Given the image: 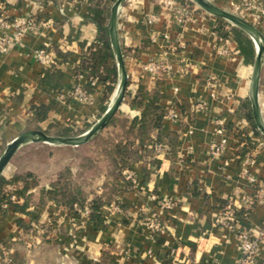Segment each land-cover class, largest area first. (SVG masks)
<instances>
[{"label": "crops", "instance_id": "crops-1", "mask_svg": "<svg viewBox=\"0 0 264 264\" xmlns=\"http://www.w3.org/2000/svg\"><path fill=\"white\" fill-rule=\"evenodd\" d=\"M177 1L125 0L118 13L127 93L132 98L143 87L152 96L159 94L156 104L164 111L160 131L153 132L145 154L131 161L111 192L107 145L122 140L121 124H107L99 132L97 148L89 146L99 133L80 146L23 144L0 176L5 181L0 197L5 194L8 199L0 200V264H236L237 230L256 234L264 230V200L247 211L239 203L253 190L241 173L246 159L251 160L249 169L258 185L264 186V135L245 116L246 109L252 115L254 44L253 60L247 61L234 32L241 29L197 8L190 20L178 23ZM210 1L264 34V0ZM92 4L93 0H0V14L7 19L32 15L48 21L7 51L0 50V156L26 130L81 134L108 107L105 82L93 77L92 85V76L79 71L98 37L97 23L90 16ZM151 14L158 20L150 23ZM44 44L56 55L53 68H42L33 57ZM161 57L170 61L172 70L156 78L144 65ZM76 83L86 86L93 104L68 96ZM128 99L122 104L126 118L139 119L142 111L131 108ZM259 105L264 119V58ZM170 109L178 119L165 117ZM218 120L223 121L222 132ZM223 138L226 147L214 156L211 145ZM156 143L162 147L157 149ZM64 169L71 173L74 190L85 194L83 204L102 198L95 214H76L73 206L48 195ZM26 174L37 182L19 193L24 184L16 179ZM166 200L173 202L172 208L161 206ZM229 201L245 212L236 228L215 221ZM51 215L54 220L45 237L25 235L32 224L44 223ZM154 215L164 222L159 233L148 223ZM255 264H264V237Z\"/></svg>", "mask_w": 264, "mask_h": 264}, {"label": "trees", "instance_id": "trees-1", "mask_svg": "<svg viewBox=\"0 0 264 264\" xmlns=\"http://www.w3.org/2000/svg\"><path fill=\"white\" fill-rule=\"evenodd\" d=\"M114 1L115 0H93V4L90 8V16L97 23L98 37L97 41L88 48L84 61L79 67V71L87 73L92 77H97L104 82L109 81V83L114 82L117 74L114 55L110 45L108 31L106 29L110 7ZM221 21L223 26L225 21ZM220 29H222V27ZM234 32L246 60L252 61L254 56L252 41L241 30L234 29ZM221 33L224 34L223 31H221ZM53 67L55 66H52L51 68ZM112 88L113 86L108 84V94L111 92ZM158 96H152L145 90V88L140 87L135 96L132 98L129 97L128 100L131 108L142 111L141 117L139 119L133 118L131 120L125 118V126L122 125V123H118L116 117H113L111 120L113 123L121 124L125 132L122 140L117 142L112 141L107 145L109 173L111 175L109 190L111 192L115 191V182L121 178L123 170L129 167L131 161L145 154L148 144L153 139V132L155 130L158 132L160 131L164 111L156 104ZM245 116L252 123L254 122L250 109L245 110ZM240 136L244 138L241 134ZM159 137L160 135L158 136V139H160ZM16 180H22L24 184L19 193H24L37 182L32 174L19 176ZM4 183V180H0V187ZM48 195L52 198L62 200L71 207L75 203L83 204L86 199L85 194L74 190L73 180L69 169H64L58 174V177L54 182V189L50 190ZM0 200L6 202L8 199L7 196L3 194L1 195ZM101 204L102 198L100 196L92 200L91 207L94 214L97 212ZM241 213L244 214L245 212H239L238 216Z\"/></svg>", "mask_w": 264, "mask_h": 264}, {"label": "built area", "instance_id": "built-area-1", "mask_svg": "<svg viewBox=\"0 0 264 264\" xmlns=\"http://www.w3.org/2000/svg\"><path fill=\"white\" fill-rule=\"evenodd\" d=\"M193 10L194 8L190 10L188 5H184L180 1H177L174 4V19L180 24L186 23L187 20H190L192 18ZM147 19L150 23H152L157 21L158 17L155 14H151L148 16ZM47 22L48 21L38 20L35 16L32 15L16 17L11 20L7 19L6 17L0 14V30L2 31V33H0V50L7 51L11 47V45L19 43L27 32L36 31L40 28V26L46 24ZM33 57L36 59V61L39 62V64L44 69L51 68L52 66H55L57 64L56 55L49 44H44L40 48L36 49L33 53ZM144 68L154 77L160 78L164 75V73L172 70V65L166 57H161L158 59L149 60L144 65ZM183 69H180V71H182ZM89 82L94 85L96 82V78L91 77ZM213 84L215 85L214 81ZM68 96L86 104L94 103L93 97L90 95L88 89L83 83L74 84L71 91H69ZM196 106L202 108L203 103L198 102ZM165 117L171 119H178L179 115L175 111L170 109L165 115ZM218 122L220 124L219 131L222 132L223 121L218 120ZM226 144V138H223L220 142H214L211 145V153L214 156H220L223 153ZM161 147V144L156 145L157 149H160ZM250 164L251 160L246 159L243 162L241 171L242 175L248 178L251 184L250 187H252L253 189L250 193H244L239 200V203L245 207V211L250 210L255 204L260 203L264 200V186H260V184L258 185V181L250 172ZM127 178L130 179L133 184L136 183V179L132 174L128 173ZM9 197L11 200H14L15 198L14 195H9ZM4 206H6V204ZM161 206L164 209H170L173 206V202L166 200L161 202ZM73 209L76 214L83 215H88L92 211L91 205L88 204V202H85L84 204L75 203L73 205ZM238 213L239 210L237 209L236 204L232 201H229L222 207L215 221L221 226L236 228V224L239 219ZM54 216L55 215L49 216L44 223L32 224L28 229H26L27 231H24L25 235L30 237H45L48 226L52 224ZM148 223L150 229L154 233H159L164 228V222L160 219L158 215L150 217ZM263 237L264 230L260 231L258 234L248 229L237 230V247L239 250V259L236 264H255L259 246ZM200 264L219 263L211 261Z\"/></svg>", "mask_w": 264, "mask_h": 264}, {"label": "water", "instance_id": "water-1", "mask_svg": "<svg viewBox=\"0 0 264 264\" xmlns=\"http://www.w3.org/2000/svg\"><path fill=\"white\" fill-rule=\"evenodd\" d=\"M206 12L224 19L244 31L252 40L255 47V57L253 63V73L251 78L249 99L254 123L257 129L264 135V119L259 105V89L261 69L264 58V34L253 23L244 19L236 13L227 11L210 0H191ZM125 0H115L110 7V13L106 24L110 45L117 67V91L113 100L109 103L103 114L86 131L78 135H52L40 129H30L20 133L11 140L0 156V176L4 167L11 160L14 153L25 143L45 142L53 145L80 146L91 140L101 130H103L125 100L128 87V74L125 68L124 56L120 46L117 30V18L120 7Z\"/></svg>", "mask_w": 264, "mask_h": 264}, {"label": "rangeland", "instance_id": "rangeland-1", "mask_svg": "<svg viewBox=\"0 0 264 264\" xmlns=\"http://www.w3.org/2000/svg\"><path fill=\"white\" fill-rule=\"evenodd\" d=\"M182 4H186V5H188L189 6V8H190V10L192 9V8H197V9H199V10H202V11H205V10H203V9H201L200 8V6L199 5H197L196 3H194L193 1H191V0H179ZM108 20V19H107ZM115 65H116V63H115ZM117 68V67H116ZM100 80V79H99ZM102 81V80H101ZM104 82V81H103ZM108 84H110V85H112L113 86V88H112V90H111V92L109 93V100H108V103H110L112 100H113V98L115 97V95H116V89H117V74H116V76H115V80H114V82H110L109 83V81L108 82H105V84H104V86L106 87V89H107V86H108ZM130 97V93H127L126 92V96H125V100L123 101V103L124 102H126V100L128 99ZM122 103V104H123ZM109 105V104H108ZM122 108H124L122 105H121V107L118 109V111L115 113V115L113 116V117H116L117 118V121H118V123H122V125H126V122H125V118H126V113L123 111V109ZM112 117V118H113ZM121 119V120H120ZM112 120V119H111ZM111 120L109 121V123L108 124H110V126L109 127H111L114 123H113V121L111 122ZM108 127V128H109ZM103 132V131H102ZM101 133H99L97 136H95L91 141H90V143H91V145L89 146L90 148H97V147H99L100 146V140L102 139V135H100Z\"/></svg>", "mask_w": 264, "mask_h": 264}, {"label": "bare ground", "instance_id": "bare-ground-1", "mask_svg": "<svg viewBox=\"0 0 264 264\" xmlns=\"http://www.w3.org/2000/svg\"><path fill=\"white\" fill-rule=\"evenodd\" d=\"M117 90V89H116Z\"/></svg>", "mask_w": 264, "mask_h": 264}]
</instances>
